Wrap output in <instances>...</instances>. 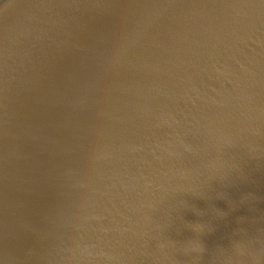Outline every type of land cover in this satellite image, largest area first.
I'll use <instances>...</instances> for the list:
<instances>
[{
	"label": "water",
	"instance_id": "obj_1",
	"mask_svg": "<svg viewBox=\"0 0 264 264\" xmlns=\"http://www.w3.org/2000/svg\"><path fill=\"white\" fill-rule=\"evenodd\" d=\"M0 264H264V0H0Z\"/></svg>",
	"mask_w": 264,
	"mask_h": 264
}]
</instances>
